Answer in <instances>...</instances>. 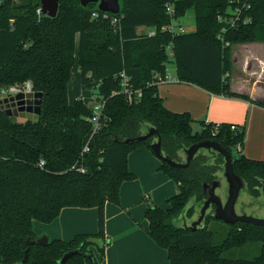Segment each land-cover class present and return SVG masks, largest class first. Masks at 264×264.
<instances>
[{"label": "trees", "instance_id": "trees-1", "mask_svg": "<svg viewBox=\"0 0 264 264\" xmlns=\"http://www.w3.org/2000/svg\"><path fill=\"white\" fill-rule=\"evenodd\" d=\"M164 0H119L117 15L101 13L96 4L82 7L78 0H60L55 17L37 13L39 0H0V88L31 81L34 92L42 93L36 120L16 122L0 109V264H56L62 253L80 246L67 264H99L109 242L104 237V206L119 204V188L135 179L128 170L127 156L138 147L152 153L157 135L125 143L155 128L161 139L162 155L180 162V154L192 144L213 140L231 158V149L242 146L244 127L231 130L227 123L199 122L187 113L167 110L153 83L163 76L172 60L179 82L196 85L212 94L247 99L229 88L230 47L264 42V0H177L175 18L193 11L195 29L172 35L160 31L170 23ZM232 10L238 13L231 14ZM93 14H97L93 17ZM139 26L156 27L154 36L139 35ZM77 41V47H76ZM171 45L172 58L167 47ZM77 58L79 82L95 91L102 102L99 130L84 154L85 173L70 169L79 158L92 125L90 108L82 99L68 103L70 70ZM124 72L129 87L139 90L133 101L121 92L118 74ZM264 108V101H255ZM197 152L186 168L171 167L162 160L159 170L177 184V193L166 207L147 204L146 233L164 249L170 264H264V228L237 222L228 225L221 242L213 241L208 229L213 209L203 226L194 231L175 220L191 218L203 201L202 184L217 179L223 158ZM42 161L43 165L38 166ZM233 172L256 193L257 179L264 180V162L231 158ZM191 202V203H190ZM67 207L97 211V232L75 234L70 240L54 239L46 245L26 246L34 240L32 222H52ZM100 238L96 259L86 243ZM261 244L252 259L234 258L228 253L247 243ZM86 253H91L88 257Z\"/></svg>", "mask_w": 264, "mask_h": 264}, {"label": "crops", "instance_id": "crops-1", "mask_svg": "<svg viewBox=\"0 0 264 264\" xmlns=\"http://www.w3.org/2000/svg\"><path fill=\"white\" fill-rule=\"evenodd\" d=\"M230 59V91L247 99L212 94L186 82L159 84L157 94L167 110L189 114L193 120L191 128L195 125L200 130V121L243 126L240 153L249 160L264 162V108L255 103L264 101V42L232 45ZM160 164L145 147L128 154L127 167L135 179L121 184L118 205L104 206V237L109 244L99 264H170L166 251L146 233L144 216L148 203L164 207L166 200L178 190L177 184L159 170ZM32 230L37 237L45 235L48 241H67L75 234H95L97 211L63 208L50 223L33 220ZM89 250L99 259L95 247Z\"/></svg>", "mask_w": 264, "mask_h": 264}, {"label": "water", "instance_id": "water-1", "mask_svg": "<svg viewBox=\"0 0 264 264\" xmlns=\"http://www.w3.org/2000/svg\"><path fill=\"white\" fill-rule=\"evenodd\" d=\"M60 0H39V11L41 14L46 15L48 17H55L58 11V5ZM82 7L87 6L89 3L96 4V8L99 12L109 13L112 15H117L120 12V4L119 0H78ZM42 101V93L41 92H30L27 94H18L15 96H11L8 98L0 99V109H2L9 116H17L19 112H26L29 114H33L35 119L39 115L40 106ZM33 120V121H34ZM157 135L156 140L151 144V149L153 154L162 160L164 163L171 167L176 168H186L193 157L200 149L211 150L220 154L223 158V172L222 176L227 185V194L225 201L223 202L222 198L216 193V190L221 187L222 182L219 179H215L210 183L202 184V196L203 201L199 210L198 217L192 221L190 224H186L184 221L183 226L185 229L194 231L197 228L203 226V221L207 211L211 208L213 209L212 217L213 219L220 220L227 225H234L237 222L252 224L254 226H258L264 228V217L263 218H253L244 214L238 215L235 212L234 206L239 195L241 189L244 188V180L236 175L233 172L231 158L228 151L221 146L216 141L213 140H205L200 141L195 144L190 145L189 147L183 150L184 160L177 162L171 159L168 156L162 155L160 151L161 139L157 133L155 128H147L146 132L134 137L127 138L124 140L125 143H133L141 140H145L152 135ZM261 192L262 197L264 199V180L261 182ZM48 239L45 235H41L34 240L27 238L25 240V245H46ZM86 243L95 246L96 248H101L103 246V241L100 238L89 237L86 239ZM27 251L28 248L25 249L23 253V258L21 260V264H24L27 260ZM80 246L75 249H68L67 251L62 253V256L57 260L56 264H67V259L72 255L79 253ZM88 257H92L91 253H86Z\"/></svg>", "mask_w": 264, "mask_h": 264}, {"label": "rangeland", "instance_id": "rangeland-1", "mask_svg": "<svg viewBox=\"0 0 264 264\" xmlns=\"http://www.w3.org/2000/svg\"><path fill=\"white\" fill-rule=\"evenodd\" d=\"M26 0H14L16 4H19L21 2H24ZM234 10L231 11V14H233ZM178 23L182 24L183 30L185 33H190L193 32L195 29L194 25V15L193 11L189 10L184 17L180 18L178 20ZM174 63L170 59V61L167 63V69L168 73L171 76L174 75ZM67 93H68V103L73 104L76 99H82L83 102L90 107L95 99H94V93L95 91L92 89H84L80 86L79 82V72H78V65H77V58H76V52H75V60L73 63V66L71 67L70 70V77L68 81V86H67ZM35 119V116L33 114H29L26 112H19L17 116L14 117V120L16 122H24L26 120H31L33 121ZM192 131L193 132H198L199 130L196 129L195 125L192 126ZM201 153L204 152L206 154L205 149H200L199 150ZM183 153V152H182ZM180 154V161L184 160V154ZM231 158L232 159H237L240 156V151H237V149L234 147L231 149ZM159 159V158H157ZM160 160V159H159ZM161 162V161H160ZM223 172V167L222 170L218 173V178L221 179L222 185L220 188L216 190L217 194H223V197H226L227 194V185L225 183V180L222 176ZM262 198V197H261ZM261 198H254L248 195L246 192L245 188L241 189L239 192V195L237 197L234 209L235 212L238 215L244 214L253 218H261L264 216V213H260L258 208L259 204L261 203ZM191 203V202H190ZM165 205V206H164ZM162 208L166 207V204H164ZM201 206H196L195 207V213L191 218H185L186 224H190L192 221H194L198 215H199V210ZM209 212V210L207 211ZM177 224L179 223H184L181 221V218L178 220H175ZM208 229H211L214 231L213 234V241L218 244L221 242L222 238L224 237L225 232L228 230V225L220 220L217 219H211L209 224H208ZM95 247V246H92ZM261 250V244L256 243V242H250L244 245L241 248H235L232 249L228 254L234 258H246V259H252L255 256L259 255Z\"/></svg>", "mask_w": 264, "mask_h": 264}, {"label": "built area", "instance_id": "built-area-1", "mask_svg": "<svg viewBox=\"0 0 264 264\" xmlns=\"http://www.w3.org/2000/svg\"><path fill=\"white\" fill-rule=\"evenodd\" d=\"M177 0H164L163 1V7L166 15L170 18V23L167 25H163L160 27V31L168 32L172 35H178L185 33L182 27V24L178 23V19L175 18V3ZM37 13H40L39 9L37 10ZM103 13V12H101ZM238 13L236 10H234L233 14ZM109 14V13H106ZM97 14H93V17H96ZM137 34L139 35H147V36H154L157 32L156 27L151 26H139L136 30ZM168 50V56L172 58L171 54V45L167 47ZM118 77L120 79V89L123 94L127 96L128 101H133L137 99V97L140 95L139 90H132L129 87V78L126 76V74L122 71L118 74ZM179 83V80L176 77L171 76L167 69L166 73L163 76L158 75L157 73L154 74V80L153 83L158 86L159 84H165V83ZM30 92H34L31 81L27 80L22 83H16L7 87L0 88V99L8 98L11 96H15L18 94H27ZM91 110V116L88 118V121L92 125L91 133L86 141V143L83 145L79 158L72 164L71 168L72 170H75L78 173H85L86 167L84 165V154H86L89 151V142L91 141L93 135L99 130L100 124H99V114L103 108L102 102H95L89 107ZM231 130L236 129V125L231 124L230 125ZM241 146H237V151H240ZM43 165V162L40 161L38 166L41 167Z\"/></svg>", "mask_w": 264, "mask_h": 264}, {"label": "flooded vegetation", "instance_id": "flooded-vegetation-1", "mask_svg": "<svg viewBox=\"0 0 264 264\" xmlns=\"http://www.w3.org/2000/svg\"><path fill=\"white\" fill-rule=\"evenodd\" d=\"M205 151H206V154H204V152H202V153L204 155H207L208 157H211L212 158V157H215L216 156V152H214V151H211V150H209V151L208 150H205ZM198 152L201 153L200 151H198ZM217 179L221 180L218 177H217ZM257 180H258V184L254 187V190H256V193H252L251 191H249L248 186H247V184L245 182H244V184H245L244 188H245L246 192L248 193V195H250L251 197H254V198H257L258 199V198H261L262 197V192H261L262 184H261V182L263 181V179H257ZM218 195L222 198V200L224 202L226 197L224 198L223 197V194L222 195L221 194H218ZM258 210H259L260 213H264V199H263V197L261 198V203L259 204ZM263 217H261V218H263Z\"/></svg>", "mask_w": 264, "mask_h": 264}]
</instances>
